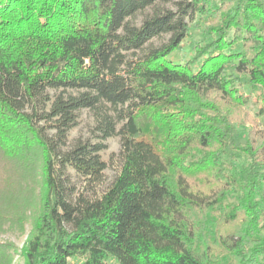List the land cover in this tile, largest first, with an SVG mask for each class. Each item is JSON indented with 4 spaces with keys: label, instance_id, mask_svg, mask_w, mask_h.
<instances>
[{
    "label": "trees",
    "instance_id": "1",
    "mask_svg": "<svg viewBox=\"0 0 264 264\" xmlns=\"http://www.w3.org/2000/svg\"><path fill=\"white\" fill-rule=\"evenodd\" d=\"M169 1L0 0V234L33 215L24 264L264 263V130L235 138L264 122V0ZM82 109L99 141L61 151ZM114 135L112 183L75 192L67 169L100 185ZM16 251L0 241V264Z\"/></svg>",
    "mask_w": 264,
    "mask_h": 264
},
{
    "label": "rangeland",
    "instance_id": "2",
    "mask_svg": "<svg viewBox=\"0 0 264 264\" xmlns=\"http://www.w3.org/2000/svg\"><path fill=\"white\" fill-rule=\"evenodd\" d=\"M181 1V0H170L167 4H159V7H163L165 9H175V3ZM151 12L150 9L145 10L143 13L137 14L131 21L135 25H139L145 15L149 14ZM190 24V23H189ZM168 39V36H164L161 38H155L151 40V42L146 46V49L150 46H158L164 42H166ZM203 39V36L201 32L198 29H195L193 27H190V36L185 41L183 48L180 51L172 53L169 58L174 63H184L187 60L191 58V55L193 53V49L191 48L189 42H200ZM143 52H137L136 54L141 55ZM240 89L245 93H250V88L248 86H240ZM59 93V90H47L45 92V95L52 98L53 96L57 95ZM49 103L42 104L39 103V107H46L48 108ZM27 112H30V106L27 105L25 107ZM256 108H252L251 112H254ZM256 123L257 128L264 130V122L261 119L256 118L254 121H247L243 125L236 124V134L235 138L237 142L243 143L247 133L253 128L254 124ZM95 119L91 111L87 109H82L77 113L76 123L75 125L67 132L66 137L64 141L60 144V150L61 151H67L71 149L77 142H85L90 141L91 143H96L99 141L98 138H96L97 133L95 131ZM46 133L49 136L54 135L53 130H48ZM105 144V148L99 152L101 160L106 164V168L103 171V181L100 185L97 187H88L86 188V185L84 184V180L82 177H80L78 174H76L73 170L67 169V174L69 176V182L71 187L75 190V192L80 191H86L87 196H91L92 194L96 192H101L105 188H107L113 181V179L116 176V168L118 167V153L120 150V137L118 135H114L105 141H103ZM223 161H225V158H222ZM233 164L235 167V172L238 174L240 173L241 166L243 164H246L245 159H238L234 158ZM242 176V174H241ZM36 186V192H38L37 188L38 185L34 183ZM264 193V189H263ZM234 194H231L227 198V202H234ZM264 208V204H263ZM33 221V215H31L21 232L18 228H12L9 231H6L4 234H0V241H9L13 243L17 251L13 255V261L12 264H24L23 258L21 256V248L25 242L26 236L31 228V223ZM68 264H82V258L80 257H74L72 259H69ZM264 264V263H263Z\"/></svg>",
    "mask_w": 264,
    "mask_h": 264
}]
</instances>
